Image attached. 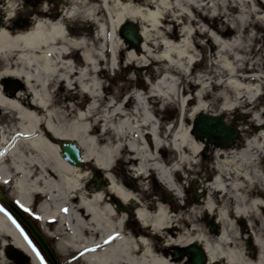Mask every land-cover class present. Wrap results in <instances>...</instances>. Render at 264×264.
<instances>
[{
  "label": "bare ground",
  "instance_id": "6f19581e",
  "mask_svg": "<svg viewBox=\"0 0 264 264\" xmlns=\"http://www.w3.org/2000/svg\"><path fill=\"white\" fill-rule=\"evenodd\" d=\"M99 1L102 3L100 11H104L105 1ZM250 2L254 12L264 9V0ZM100 11L93 15H99ZM47 12H41L42 19L32 23L25 12L0 15V108L5 114H11L17 123L15 129L8 132L9 138L4 134L0 137V184H7L13 176L18 177L16 182H20L16 187L22 200L16 199L18 205L28 209L27 198L33 193L46 197L48 202L41 207L42 223L56 221L57 235L60 232L70 234L72 226L74 235L69 240L86 253L84 264H172L168 248L190 244L203 248L207 264L220 261L223 264H264V110L258 102L263 95L260 86L253 87L245 80H238L230 83L234 101L227 102V96L222 97L225 101L220 112L227 124L226 112L230 114L240 110L249 116L248 125L239 127L243 132L239 143L230 148L205 147L204 140L195 138L186 130L180 136H170L174 138L173 150H178L181 158L177 165L163 170L157 161L156 151L164 146L172 127L161 128L158 125L152 105L153 101L165 98L162 92L168 79L163 78L151 87L147 96L140 91L134 92L111 113L109 110L103 112L99 76L105 69L106 56L110 51L105 20L90 19L92 14L88 10L81 14L68 10L60 18ZM135 17L128 14L120 16L112 25L113 31L116 32L123 22H137ZM145 19L144 24L151 22L153 14H148ZM140 32L146 43L145 29ZM118 39L122 44L121 38ZM212 40L220 52L226 49L222 44L220 46L215 36ZM127 48L124 46L118 54L128 58L132 66H144L137 54ZM142 49L145 52L144 44ZM164 50L165 53L159 57L164 61L168 62L171 54L186 59L175 48L166 45ZM186 64H192V59ZM223 73L236 78V69L232 72L224 69ZM6 80H14L13 84L18 89H9ZM79 92L93 100L86 110L74 101L73 94ZM204 98L196 96L198 104L192 118L198 113L211 114L209 106L201 105ZM191 101H185L182 114L188 111ZM129 102L132 105L125 112ZM117 118L120 119L119 124L107 127ZM100 124L102 135L112 132L113 139L121 141V151L130 155L122 160L136 163V168L131 169L134 179L144 178L153 170L169 192L175 191L172 175L180 181L181 177H192L198 165L196 158L206 153L204 158H210V165L204 174H198L204 196L191 212L195 219L214 228L212 236H205L199 226L190 224L189 218L172 214L164 199L140 203L135 215L142 227L138 232L133 230V233L126 234L130 219L125 210L130 209L135 198L125 183L126 175L122 174L120 188L111 183L107 191L110 198H107L87 185L80 186L81 168L68 164L60 155V143L72 142L81 149L84 164L92 162L105 172L106 165L113 161L112 149L109 146L97 149L94 144L86 149L83 142L85 136L91 135ZM97 142L95 140L98 146ZM104 179L109 184L107 176ZM126 179L135 186L133 180ZM117 200L125 208L121 212L117 210ZM75 201L78 204L74 206L71 203ZM253 227L260 233V237L253 241L259 254L255 260H250L241 249L232 246V238H240ZM0 234L8 236L32 264H39L37 254L2 212ZM2 245L5 243L1 242Z\"/></svg>",
  "mask_w": 264,
  "mask_h": 264
},
{
  "label": "rangeland",
  "instance_id": "374dc122",
  "mask_svg": "<svg viewBox=\"0 0 264 264\" xmlns=\"http://www.w3.org/2000/svg\"><path fill=\"white\" fill-rule=\"evenodd\" d=\"M104 1V11H100L102 3L99 0H0V15L4 17L25 12L32 23L42 19L41 12L45 10L48 11L47 14L54 13L56 18L62 17L68 10H73L77 14L88 10L92 14L90 19H104L110 51L106 56L105 69L99 76L102 82V89L99 92L103 95V102L100 103L101 110L103 112L109 110L111 113L114 108L121 105L125 98L132 97L134 92L141 90L147 96L150 87H154L163 78L168 79L162 92L165 98L153 101L152 110L161 128L164 126L172 127L169 137L164 141L165 145L158 152L160 158L157 159L159 163L163 161L170 167L177 165L181 158V153L171 148L174 138L170 136H180V134H185L186 130L191 133L190 127L193 118L199 114L191 117L194 109H196V104H198L195 101L196 96H205L201 105L209 106V113L224 116L220 112L222 103L225 101L222 100V97L227 96V102L228 100L232 102L235 99L230 83L245 80L250 86H260L263 95L258 102L264 110V9L254 12L251 0ZM97 11H100L99 15H93ZM124 14L136 16V23L146 31V43L143 39L137 45L139 48L137 51L125 45L122 39V44H120L118 29L116 32L113 31L112 25ZM148 14H153V20L144 24ZM212 36H215L220 46L222 44V47H226V49L220 52L219 47L213 43ZM143 44L145 52L142 49ZM166 45L182 52L186 57V62L192 59V64H186L184 59L182 60L174 54L169 55L170 60L168 62L160 59L159 57L166 51L164 50ZM124 46L137 54L145 65L135 67L129 64L128 58L123 54H118ZM112 50L115 54H112ZM167 53L169 54L170 51ZM224 69L228 72L236 69V78L230 77L229 73H223ZM259 77L260 80H258ZM6 81L11 90L16 91L18 89L13 84L14 80ZM172 90L175 93H172ZM58 93L61 94L59 91ZM73 95H75L74 101L81 104L82 110H86L90 103L92 104L93 100L87 95L84 97L80 92ZM188 99L192 101L187 107L188 111L182 114L185 101ZM111 105L113 107H109ZM130 105L132 102L128 103V107L124 109L125 112H128ZM225 114L229 125H235L239 128L247 126L249 123V116L240 110ZM239 114L243 117L241 118ZM119 122L120 119L117 118L108 123L107 127L117 125ZM234 122H237V125ZM16 125L17 123L11 114H5V111L0 108V131H2L0 137L4 134L9 138L8 132L15 129ZM102 129V124H100L91 135L85 136L83 139L85 148H92L95 145L97 149H104L109 146L113 151V161L110 165H106V173L92 162L83 163L79 171L80 186L87 185L95 191H99L103 196L110 198L107 191L109 192L108 188H110L111 183L120 188L123 183L122 174H125L126 178L129 177L135 182L134 186L125 178V183L130 186L133 196L141 204H147L156 199H164L172 214L189 218L190 224L199 226L205 236H212L215 231L214 228L200 219H195V215L191 212L193 206L202 199V195L196 198V193L202 194L198 174H204L210 165V158H204L206 153L203 154V157L201 155L196 158L198 165L195 167L192 177L188 179L181 177L180 181L172 175L175 184L177 185L178 182L181 188L182 198H177L174 193L169 192L156 180L154 173H151L146 181L144 178L134 179L131 176V169L136 168V163L124 162L122 158L125 157L124 159H126L130 155L126 152L123 153V150L121 151V141L113 139V134L110 131L102 135L104 133ZM241 133L243 132L239 130V138L235 144L242 140ZM95 140L98 141V146ZM106 176L109 184L105 183L104 178ZM17 178L13 176L7 184H0V192L12 202H16V199L20 200L16 187L20 180L16 182ZM22 184L25 183L22 182ZM26 189L29 190L30 188L26 186ZM27 201H29V211L27 212L49 241L59 264H84L86 253L78 250L76 245L69 240L74 235L72 226L70 227V234L60 232L61 234L57 235L58 223L56 221L42 223L41 207L48 202L47 198L39 193H33L27 198ZM71 204L75 206L78 201ZM118 204L117 210L121 211V208L124 207L120 205V202ZM0 209L3 208L0 206ZM130 209H132V205ZM133 216L132 214L125 228L126 234L133 233V230L138 232L142 227ZM64 221H68L67 216L64 217ZM15 225L17 224L15 223ZM17 229L21 232L20 226ZM255 237H260V233L253 227L248 229L240 238H232V246L235 249H241L250 260H255L259 254L258 249L253 244ZM26 241L28 242V240ZM1 242H4L5 245L1 246ZM184 248L186 246L178 247L176 245L168 248V256L169 259H172V264H184L187 261L185 257L176 262L173 257L175 250ZM0 264H32V261L13 245L8 236L0 234ZM39 264H41L40 261ZM218 264H223V261L218 262Z\"/></svg>",
  "mask_w": 264,
  "mask_h": 264
},
{
  "label": "water",
  "instance_id": "95a60500",
  "mask_svg": "<svg viewBox=\"0 0 264 264\" xmlns=\"http://www.w3.org/2000/svg\"><path fill=\"white\" fill-rule=\"evenodd\" d=\"M120 34L125 44L131 47H136L141 43L140 28L133 23H125L120 28ZM194 135L199 139H206V145L213 144L215 146H222L229 148L233 145V140L237 138V129L232 126H228L222 116H211L206 114H200L193 124ZM61 157L67 163L75 167L82 166V157L77 146L70 142H63L60 144ZM0 201L8 208V210L26 227L31 236L39 244L46 258L51 264H58L52 250L45 241L42 234L35 228L33 223L26 218L23 213L11 204L0 193ZM185 253L190 255L189 262L185 264H205L206 260L203 252L200 248L191 245L185 250ZM179 259L181 254H174Z\"/></svg>",
  "mask_w": 264,
  "mask_h": 264
},
{
  "label": "snow or ice",
  "instance_id": "6c2138e0",
  "mask_svg": "<svg viewBox=\"0 0 264 264\" xmlns=\"http://www.w3.org/2000/svg\"><path fill=\"white\" fill-rule=\"evenodd\" d=\"M21 207H23V205H21ZM24 210H25L26 212L29 211L27 208H25ZM0 211H3V209H0ZM65 211H66V209H65ZM5 214L7 215V213H5ZM9 218L11 219V217H9ZM13 223L15 224L16 221L13 220ZM16 226L19 228V225H18V224H17ZM21 234L24 235V232H23L22 229H21ZM24 238H25V240L28 239V237H27L26 235L24 236ZM110 239H111V237H110ZM28 243H29V246L32 247V250H33L34 252H36L38 258L41 259V264H43V258L40 257V253L36 251V248L32 245L31 241H28Z\"/></svg>",
  "mask_w": 264,
  "mask_h": 264
}]
</instances>
